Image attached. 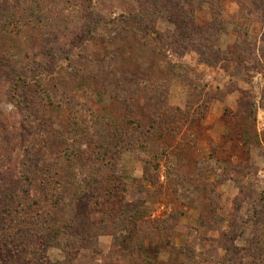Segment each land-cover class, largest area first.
Returning a JSON list of instances; mask_svg holds the SVG:
<instances>
[{
    "label": "rangeland",
    "instance_id": "rangeland-1",
    "mask_svg": "<svg viewBox=\"0 0 264 264\" xmlns=\"http://www.w3.org/2000/svg\"><path fill=\"white\" fill-rule=\"evenodd\" d=\"M0 1L18 13L13 10L15 0ZM236 2L222 0L212 15L206 5L194 8L191 15L186 9L192 27L189 21L183 23L175 6L168 8L176 13L185 37L174 41L184 49L182 62L197 73L181 70L182 79L156 75L160 62L152 56L144 62L129 49L110 60L113 43L92 37V14L83 16V27L62 31L58 40L42 39L37 30L26 28L15 44L4 43L0 240L22 226L11 212L9 194L32 208L36 219L29 223L36 224L37 209L47 205L42 201L46 187L41 185L47 186L42 179L55 188L64 177L68 184L57 195L63 209L75 212L79 220L66 222L68 238L60 240L61 246L45 241L40 244L42 248L48 243L44 249L36 250L50 264L112 263L116 230L100 214L106 206L101 191L124 195L132 206L147 202L151 213L146 220L177 219L171 236L176 248L160 255L162 264L260 262L264 19L250 23L247 33L255 40L243 44L248 11ZM153 25L160 34L176 31L166 16L157 17ZM204 38L211 39L213 48ZM246 59L251 63L244 64ZM105 63L113 68L110 82L104 81ZM241 126L250 127L255 136L248 149L239 135ZM169 128L180 133L173 143ZM85 186L86 195L80 196ZM26 215L27 209L22 218ZM33 249L22 263L17 261L20 255H10L9 263L42 264ZM0 264L8 263L0 257Z\"/></svg>",
    "mask_w": 264,
    "mask_h": 264
},
{
    "label": "trees",
    "instance_id": "trees-1",
    "mask_svg": "<svg viewBox=\"0 0 264 264\" xmlns=\"http://www.w3.org/2000/svg\"><path fill=\"white\" fill-rule=\"evenodd\" d=\"M16 10L18 13L12 12L11 9L5 8L0 4V53L4 54L8 44H15L18 36L26 28L35 29L38 31L42 39L55 38L62 35V31H72L84 26L83 16L93 15V27L91 26L92 37L101 38L102 40L113 43L114 53L110 60H115L121 49H129L136 51L144 62H150L148 57L152 56L156 62H160V67H157L155 74L158 73L166 76L167 80L171 78L180 77V72L184 71L191 76L196 75L194 69L187 67L182 62L184 49L179 47L178 43L174 41L185 38L182 36V30L179 27L173 13L168 11L169 7L175 6L179 16H184L183 23L188 22V27L194 25L193 18L186 19L185 10L188 14H193L194 8L207 6L211 15L222 3V0H15ZM1 2V1H0ZM237 5L242 10H247L245 13L248 23L245 25L246 32L243 33V44L248 43L249 40L254 42V38L250 37L247 30L251 22L257 19H264V0H237ZM21 13V15H20ZM159 16H166L171 21L176 31H168L167 34H160L155 29L153 22ZM187 16V15H186ZM153 17H156L154 20ZM214 19V18H213ZM8 22V24L6 23ZM138 26L136 27V24ZM90 29L88 25V30ZM140 40V41H138ZM191 40V39H190ZM240 40V39H239ZM7 41V45L4 44ZM173 41V42H172ZM194 42V40H193ZM204 42L209 49L213 48L211 39H205ZM141 43L139 47V44ZM195 44V43H194ZM133 46V47H132ZM138 46V48L136 47ZM253 46V45H251ZM198 48V46H197ZM182 53V54H181ZM251 56V55H249ZM242 57L238 56L237 60L241 63ZM133 58H129L128 62ZM243 63L248 65L251 63L250 59L243 60ZM162 69V71H161ZM182 70V71H181ZM104 81H109L113 75V68L105 63L103 67ZM164 73H171L167 75ZM179 74V75H178ZM196 77V76H195ZM159 86H157L158 88ZM204 104H208L205 102ZM200 105H198L199 107ZM201 118H204L202 115ZM250 128V127H249ZM248 129L240 127L241 133L239 135L243 138V145L248 149L254 135ZM172 135V143L179 136L178 130L170 129ZM243 132V135H242ZM144 143V141H143ZM256 144V141H253ZM116 175V174H115ZM117 176V175H116ZM84 179V178H83ZM86 181V179H85ZM115 182V183H114ZM110 188H114L116 180H114ZM41 185L45 191L42 194L43 203L47 204L42 208H38L36 215L38 223H29L36 218L32 217V208L29 205L20 203L15 197L16 194H9L11 198L10 209L13 214L19 219L22 224L21 228L16 231L11 229L6 238L0 240V257L4 258L8 264L9 256H17L18 262L22 263L24 255L29 248H34L33 251L40 257L42 264H50L49 260L44 256L43 252L36 250H43L48 243L56 242L61 246L60 240L68 238L65 232L66 222L72 224L79 220L75 212L66 211L62 198L57 195L60 193L68 181L61 177L57 181V186L51 187L50 181L43 180ZM92 184L89 186V188ZM86 186L81 190V195H86ZM103 202V210L101 207L100 214L104 216L105 220L112 225L115 231L113 234L117 250L113 254V261L111 264H162L160 255L167 251H174L175 245L172 240V231L178 225L177 219L171 221L165 218H158L156 221L146 220L151 212L147 209L148 203L143 205L137 204L132 206L124 201V195L117 196L109 191L99 193V197ZM50 198L53 200L51 201ZM99 197H97L99 199ZM109 202V204H108ZM27 203V202H25ZM132 203V202H131ZM60 204H63L62 206ZM101 205V202L98 203ZM147 206V207H146ZM28 207V208H27ZM69 207V206H68ZM145 207V208H144ZM27 209V215L22 218L23 210ZM50 217L45 220V217ZM233 235V232L231 233ZM48 242L41 248V243ZM63 246H68L64 244ZM70 246V245H69ZM155 246V247H154ZM40 248V249H39ZM260 262L264 264V218L262 220L259 240ZM184 249L181 250L183 252ZM34 252V253H35ZM34 255V254H33ZM33 260V259H32ZM31 260V261H32ZM225 262V258L221 259ZM29 264V263H28ZM31 264V263H30ZM56 264H72L71 260L66 263ZM226 264V263H225Z\"/></svg>",
    "mask_w": 264,
    "mask_h": 264
}]
</instances>
